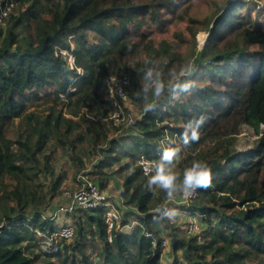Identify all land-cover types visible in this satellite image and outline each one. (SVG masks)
Returning <instances> with one entry per match:
<instances>
[{
    "label": "trees",
    "instance_id": "1",
    "mask_svg": "<svg viewBox=\"0 0 264 264\" xmlns=\"http://www.w3.org/2000/svg\"><path fill=\"white\" fill-rule=\"evenodd\" d=\"M11 3L0 24V264H167L162 241L172 264H264V7L225 0L201 18L190 0H0V11ZM147 20L165 32L155 46ZM200 31L209 34L201 49ZM71 43L83 74L55 55ZM112 76L130 81L119 124L110 118ZM244 125L259 137L240 151ZM165 148L178 150L171 192L150 185L155 173L140 164L160 161ZM58 152L74 179L96 158L89 174L101 189L109 170L122 179L121 195L135 209L115 206L121 219L111 242L105 208H75L63 214L73 237L56 252L40 248L38 234L60 225L47 214L67 174L56 172ZM198 161L213 181L183 205L202 225L189 234L164 214ZM131 216L136 224L126 230Z\"/></svg>",
    "mask_w": 264,
    "mask_h": 264
},
{
    "label": "built area",
    "instance_id": "2",
    "mask_svg": "<svg viewBox=\"0 0 264 264\" xmlns=\"http://www.w3.org/2000/svg\"><path fill=\"white\" fill-rule=\"evenodd\" d=\"M12 3L6 8L0 11V23L3 19L9 15L12 9ZM72 41L73 35L69 36ZM56 56H63L68 61L71 69L77 70L78 74H83V69L77 65V59L75 55V46L73 43L70 44L69 49L58 48L55 50ZM129 77H118L112 76L109 82L108 96L112 100L114 110L111 112L110 118L114 120L116 124L125 121V110L122 102H127L129 99L127 87L129 85ZM75 87H70V92H74ZM61 98H65L66 95L60 93ZM130 121H132L131 114H129ZM159 161L155 159L142 158L140 164L145 174L155 173V167ZM80 187L74 191H66L64 194V202L60 204L55 210L54 214H50L52 217L58 219L59 215L67 214L72 212L75 208H81L84 210H97L105 208L104 219L107 225L108 241H112V230L119 228V221L121 214L119 210L113 205L112 201L108 196L104 194L98 184L92 180L88 173L81 175ZM184 191L181 193V197L184 202L189 203L191 200L198 196V189L195 194L187 199L184 198ZM107 200V202H105ZM58 217V218H57ZM192 219V218H191ZM201 231V225L196 218H193L188 224L187 232L189 234L197 233ZM75 227L73 224H60L51 235L44 234V238L41 241L40 248L47 253L56 252L59 248V243L63 239H71L74 235ZM148 236L152 234L147 233ZM165 245V241H164ZM178 264H183L179 262Z\"/></svg>",
    "mask_w": 264,
    "mask_h": 264
},
{
    "label": "rangeland",
    "instance_id": "3",
    "mask_svg": "<svg viewBox=\"0 0 264 264\" xmlns=\"http://www.w3.org/2000/svg\"><path fill=\"white\" fill-rule=\"evenodd\" d=\"M139 2H148L149 0H137ZM191 1V8H192V13L194 15H197L201 18H204L206 15L211 14L215 11L217 8L218 4H222L225 0H190ZM259 2L260 6L264 7V0H255ZM253 5V4H252ZM252 15L255 17L262 18L263 15H258V12L253 9ZM149 24L153 26L152 30V36L155 38V42L152 43V45H157L160 41V39L163 38L164 36V31L161 30L157 24L154 22L151 23V21L147 20ZM173 24L176 25V27L185 29L187 28V23L186 22H181L178 19H173ZM0 24H4L1 22ZM147 25H145L142 28V31H146ZM208 32L206 31H200L197 35V41H198V48H202L207 39H208ZM17 47V46H16ZM18 48V47H17ZM182 74H185V72H182ZM133 117H135L136 113L132 112ZM125 130H129L131 128V125H126ZM264 129V127H263ZM259 137L254 131V129L248 125H244L242 128V132L239 135L238 143H237V148L240 151L247 150L251 148L254 144L256 139ZM55 159H57L56 163V172L58 173L59 171H65L66 174V179L62 183L61 188L64 189L63 193L54 199V201L47 207V214L51 216L54 214V209L60 205V203L64 200V194L66 191H74L80 187V177L81 175H84L88 173L89 177L92 180H95L94 174H89L94 171V166L96 162H98V158L94 162L88 161L87 168L79 172L76 176V179H74V171L72 169V166L67 158L66 155H62L60 152H58L57 156H55ZM105 177H108V186L105 189H101L106 196L109 197V199L112 201L114 206L119 208L121 206V211H126L127 209H135L133 206H129L126 199L122 197L121 195V190H122V179L117 176L113 170H109L107 174H105ZM107 202V200L105 201ZM186 202L183 201L181 194L174 195L170 198L167 199V205L168 209L167 212H169L172 209H176L179 211V215L175 217L173 220L168 219V224H170L173 227L178 228L181 232H185L186 229H188V223L193 220V216L187 212H185L183 205ZM120 209V208H119ZM51 214V215H50ZM121 214V213H120ZM59 217V218H58ZM58 218V223L59 224H72L71 223V218L66 217L64 215H59ZM192 218V219H191ZM65 219V220H62ZM136 224V220L134 216H131V225L125 227L126 230H130L133 225ZM202 226V225H201ZM202 230V228H201ZM38 236L44 238V233H39ZM168 241V238H167ZM162 245L164 246V258L166 259L167 264H172V260L174 258V254L172 253V248L169 244L164 245V242L162 241Z\"/></svg>",
    "mask_w": 264,
    "mask_h": 264
},
{
    "label": "clouds",
    "instance_id": "4",
    "mask_svg": "<svg viewBox=\"0 0 264 264\" xmlns=\"http://www.w3.org/2000/svg\"><path fill=\"white\" fill-rule=\"evenodd\" d=\"M163 89V84L157 82V94ZM193 140H199V133L193 132ZM184 141L188 143L187 133L184 134ZM178 157V150L174 148H165L161 160L155 167V174L150 176L149 184L158 185L170 192L175 188L176 175L171 171L169 165ZM183 188L187 199L195 194L196 189H208L212 187L213 172L206 163L195 162L193 166L186 169L183 174ZM170 221L179 215V211L172 209L164 214Z\"/></svg>",
    "mask_w": 264,
    "mask_h": 264
}]
</instances>
